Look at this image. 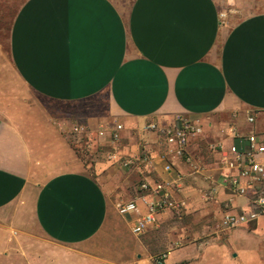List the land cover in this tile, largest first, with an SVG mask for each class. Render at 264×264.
<instances>
[{
  "label": "crops",
  "instance_id": "1",
  "mask_svg": "<svg viewBox=\"0 0 264 264\" xmlns=\"http://www.w3.org/2000/svg\"><path fill=\"white\" fill-rule=\"evenodd\" d=\"M235 1L0 0L13 13L9 56L0 42V264H264V216L221 227L264 190L243 179L247 193L237 195L224 179L240 173L224 153L248 152V136L264 134V10L241 15ZM5 56L23 92L5 88ZM100 99L106 113L86 125L103 149L91 173L73 142L84 112L47 104ZM179 118L201 122L204 134L167 173L164 140L148 127ZM118 125L120 154L149 151L151 167L107 161ZM146 180L170 184L186 211L136 236L135 215L116 203L145 212Z\"/></svg>",
  "mask_w": 264,
  "mask_h": 264
},
{
  "label": "built area",
  "instance_id": "2",
  "mask_svg": "<svg viewBox=\"0 0 264 264\" xmlns=\"http://www.w3.org/2000/svg\"><path fill=\"white\" fill-rule=\"evenodd\" d=\"M221 18H226L225 14ZM253 123L254 119L250 118ZM105 127H101L100 136L104 135ZM124 130L122 125L116 126L111 133L112 150L107 154V161L113 166H119L125 170H138L142 167H151L154 157L149 151H144L138 157H123L118 149L121 141V133ZM149 131L156 132L164 140V151L161 159L164 162V170L171 173L174 170L173 161L177 159H186L189 161L188 148L191 142L204 134V126L199 121H191L179 118L177 123L169 127H160L153 123L148 127ZM74 132L89 139L88 147L93 149L94 139L92 131L85 125H78ZM248 152L240 151L236 145L231 146L224 153V163L227 169L238 170L239 176L225 175L224 179L227 185L233 189L237 195H245L246 187L242 185V180L247 179L251 183L264 181V162L260 160L264 156V134H250L247 138ZM216 149V148H214ZM140 190L145 193L142 198L145 204V212L140 208L137 201H118L116 209L122 216L135 215L132 231L136 236L146 234L150 227L159 223L162 214L172 212L176 217L181 218L186 211V203L176 200L170 184L164 182L144 181L140 184ZM153 196L154 200L147 198ZM254 207L251 210L241 213L227 211L221 219V227L225 230H232L242 225L257 221L264 216V190H261L253 200ZM163 257L159 259V264Z\"/></svg>",
  "mask_w": 264,
  "mask_h": 264
},
{
  "label": "rangeland",
  "instance_id": "3",
  "mask_svg": "<svg viewBox=\"0 0 264 264\" xmlns=\"http://www.w3.org/2000/svg\"><path fill=\"white\" fill-rule=\"evenodd\" d=\"M233 5H234V7H232L233 9H237L235 5L236 6L238 5V9L242 8L243 6V9L245 11L241 15H246L254 11L264 10V6L258 7L256 2L249 1V0H244V2L242 0H237L235 1V4ZM12 16H13L12 8L4 7V5H1L0 7V42L3 43L4 53L6 54V56H9L8 36H9V27H10ZM6 56H5V67L3 69H5L4 72L6 73V75H8L10 80L8 79L9 81L7 80L5 81V88L6 89H12V88L20 89L23 92L24 87L20 85V83H18L17 81H14L13 71L11 69L9 58H7ZM42 102L45 103L46 101H42ZM47 107L54 109V111L65 110V111H69L73 113L84 112L82 121L78 123L83 124L85 126L90 124V120L92 118L102 116L103 114L106 113V110H107L106 102L103 99H100L98 101L94 100L91 102H86L85 104L79 105L77 107H67L66 105L55 104V103L47 104ZM74 122L76 123V121ZM76 141L77 140L75 139L73 140V142H75V145H76L75 148H77V150L79 151L84 164L86 166H90L89 171L92 173L93 172L92 165L96 162L97 158L99 157L98 155L101 154L103 149L101 148V146L98 147L95 144H94L95 146L93 147V149H89L88 147L89 139L85 136H80L77 143Z\"/></svg>",
  "mask_w": 264,
  "mask_h": 264
}]
</instances>
